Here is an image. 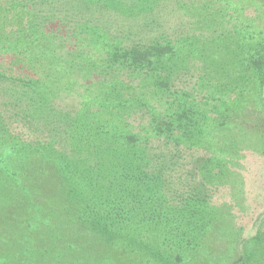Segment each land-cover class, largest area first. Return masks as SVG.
<instances>
[{"label":"rangeland","instance_id":"obj_1","mask_svg":"<svg viewBox=\"0 0 264 264\" xmlns=\"http://www.w3.org/2000/svg\"><path fill=\"white\" fill-rule=\"evenodd\" d=\"M25 4L37 14L26 13L18 22L12 20L13 10L0 13V70L14 78L36 73L39 78L51 80L56 88L55 106L72 114L103 85L116 87V96L111 98L113 103H123L115 106L122 117L119 124L146 140L143 143L148 162L167 164L169 198L191 190L206 198L197 208L200 216L195 217L199 220L200 240L190 256L183 259L189 264H229L236 253L238 235H250L258 227L264 230V142L257 133L264 119V98L261 104L262 93L254 84L253 72L236 65L238 56H227L228 74H222L214 64H206L203 58L211 62L206 50L217 47V35L227 29L231 32L236 23L247 18L254 20L257 31L264 32V0H92L90 7L76 0L73 10L65 0ZM209 19L212 21L208 24ZM31 20L36 36L24 43L21 53H12L16 31L27 29ZM219 21L223 27H217ZM45 26L54 31L46 32ZM124 36L171 45L177 67L174 71L164 70L160 61L154 60L150 68L134 71L122 63H113L111 53ZM51 52L57 58L44 60V55ZM54 74L57 82L52 80ZM223 81L232 84L233 89L222 96L219 90ZM25 91V86L20 89L0 79V160L17 156L1 165L0 170V199L4 198L0 209V264L13 262L12 258L2 260L1 254L19 251L15 249L52 246L60 232L52 220L51 233L43 228L25 237L31 243L19 235L25 218L42 219L40 209L47 205L52 209V201L61 192L58 177L41 153L34 151L31 155L29 151L30 145L40 147L48 140V126H44L42 112L25 104L24 100L29 103L34 95L18 97ZM182 110L197 111L200 118L195 117L201 129L194 136L197 144L185 141L176 147L171 139L166 141L155 134L152 122ZM53 139L57 140L52 142L55 150H67L63 142L58 143L57 136ZM203 159H209L211 164L224 161L223 175L204 182L197 170ZM213 167L217 172L218 168ZM177 200L174 197L175 203ZM246 245L258 254L264 249L258 244ZM115 248V259L120 263L132 260L133 264H143L139 252L123 244Z\"/></svg>","mask_w":264,"mask_h":264},{"label":"trees","instance_id":"obj_2","mask_svg":"<svg viewBox=\"0 0 264 264\" xmlns=\"http://www.w3.org/2000/svg\"><path fill=\"white\" fill-rule=\"evenodd\" d=\"M54 1L58 0H0V13L4 14L11 9L14 11L12 20L20 22V17L26 13L31 16L38 12L27 8L25 3L41 5ZM65 1L71 4L72 10L76 9V0ZM78 2H83L84 5L87 3V7L92 5V0H77ZM46 17L44 18L47 19ZM211 21L212 19H209L208 24ZM223 25L219 21L217 27ZM256 26L253 19L247 18L236 23L231 32L227 29V32L218 34L217 47L208 52L206 50V56L208 53L211 55V62L209 58L204 57L203 60L206 64L211 63L222 69V74H228L225 70L230 65L228 57L238 56L236 65L245 71L253 72L254 84L260 90L258 93H262L260 102H263L264 32L257 31ZM26 27L28 30L22 27L16 31L15 43L11 48L14 54L21 53L24 43L36 36L37 31L32 20L27 22ZM45 30L51 33L54 31L46 26ZM27 33H31V36H26ZM129 37L124 36L122 41L118 38L119 44L111 53L110 61L119 65L122 63L134 71L148 69L153 62L160 61L164 70H175L174 67L178 64L175 58L177 56L172 52L171 45L146 43L140 39L135 41ZM231 44L232 50H228ZM44 56L42 58L47 61L57 58L52 52ZM31 70L30 66L29 71ZM36 75L22 74L14 78L0 70V79L10 81L20 89L27 87L28 91L18 97L25 98L28 93L34 95V100L29 103L24 100L25 104L35 112L44 114V126H48L45 130L48 140L42 142L40 147L30 145L29 151L33 152H30L31 155L34 151L41 153V158L46 160L53 174L58 177L61 192L58 199L52 201V204L50 202L52 209L50 205L40 209L43 210L42 219L33 216L25 218V223L19 227V235L22 234L23 241L29 240L31 243V240L25 237H30V234L43 228L44 232L51 233L52 220L57 222L60 232L56 236V242L48 248H18L15 250L19 251H10V255L1 254L2 260L5 261L4 257L16 259H11L13 262L8 264H133L132 260L120 263L117 257L115 259V247L123 244L127 249L139 252L143 264H189L183 258L190 256V252L200 240L197 233L199 220L195 217L200 216L196 212L198 206L206 200L204 195L198 191L192 193L191 190L184 195L180 192L169 198L168 187L171 182L167 179V164L164 161L158 164L148 162L143 143L146 140L138 138L119 124L122 117L115 109L123 103H113L111 98L116 96V87L108 88L102 84L103 86L93 92L94 95L72 114L55 106L56 88L53 82ZM54 77L52 80L57 82L55 74ZM228 83L223 81L220 84V95L223 96L227 94V90L233 89L230 88L232 84ZM17 92L20 93L18 90ZM94 106L98 112L91 110ZM195 116L200 118L197 111L182 110L176 115L171 113L167 119L153 120L152 127L155 134L166 141L171 139L176 147L185 141L197 144L194 142V136L198 135L201 128ZM259 127L261 128L257 133L260 141L264 142V119ZM56 136L58 143L63 142L67 150L54 149L52 142H57L53 139ZM13 155L15 154L6 160H0V170L1 165L7 164L5 162L17 158ZM213 166L218 168L215 173ZM224 168V161L221 159L214 161V164H211L209 159H203L199 162L197 170L204 182H207L208 178L214 180L217 176H222ZM174 197L178 199V203L174 202ZM3 199H0V209ZM238 236L234 248L236 253L229 264H250V260H254L256 264H264V249L258 254L254 248L246 247V243H252L264 248V230L258 227L250 235L242 233ZM3 264H6V261Z\"/></svg>","mask_w":264,"mask_h":264}]
</instances>
